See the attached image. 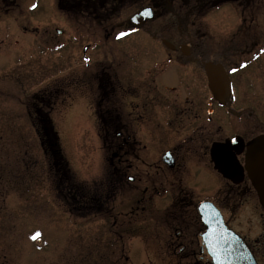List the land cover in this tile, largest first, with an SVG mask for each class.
<instances>
[{"label": "rangeland", "instance_id": "obj_1", "mask_svg": "<svg viewBox=\"0 0 264 264\" xmlns=\"http://www.w3.org/2000/svg\"><path fill=\"white\" fill-rule=\"evenodd\" d=\"M32 10L4 13V44L0 46V184L4 187L0 189V264H209L206 253L197 263V258L190 261L186 258L189 254L175 246L177 229L195 246L202 243L199 235L203 226L195 216V204L206 199L223 209L230 226L242 233L250 246L260 239L262 249L254 253L264 264V209L257 191H244L245 185L224 178L209 156L195 158L184 175V191L194 199L193 205L179 206L184 215L176 211L177 206L166 203L172 192L162 190L154 195L165 200L158 204L149 196L150 190L144 193V184L138 188L123 184L107 196V186L102 188V184L113 172V149L102 141V125L94 117L96 108L97 116L102 115L97 103L104 92L92 70L98 59L112 52L102 41L97 42L87 53L91 57L88 66L83 49L89 43L79 44L71 38L72 43V29L60 27L66 20L58 13ZM23 21L30 26L60 25L66 35L41 43L43 33H37L36 39V33L21 29ZM225 117L221 135L241 132L242 121ZM45 125L48 145L41 144L40 130ZM217 125L211 123L207 128ZM247 128L250 134L256 129L250 121ZM184 135L186 131L166 137L168 144ZM55 141L66 174L54 165ZM63 183L82 185L88 194L101 193L104 210L71 209L73 200L56 194L57 184L61 187ZM37 231L42 237L33 241L31 236Z\"/></svg>", "mask_w": 264, "mask_h": 264}, {"label": "flooded vegetation", "instance_id": "obj_2", "mask_svg": "<svg viewBox=\"0 0 264 264\" xmlns=\"http://www.w3.org/2000/svg\"><path fill=\"white\" fill-rule=\"evenodd\" d=\"M25 8L63 17L67 22L59 23L62 26H30L23 21L21 29L36 33V39L37 33H43L41 43L65 36L61 29L65 26L72 29L71 42L75 38L76 43H89L83 49L88 66L86 54L97 42L110 48L112 54L98 59L92 73L104 92L97 103L102 115L97 116L96 108L94 117L102 125V141L113 149L116 188L144 184V193L150 190L158 204L165 200L154 195L168 190L173 196L166 203L184 215L179 206L194 202L183 187L189 164L195 158L211 157L213 144L240 137L245 148L238 157L246 174L236 184L245 185L244 191L255 189L247 170L246 145L264 136V49L258 52L264 39V0H0V46L4 13ZM146 8L151 17L140 16L134 23L133 18ZM123 32L131 34L117 39ZM209 63L224 68L231 83L227 77L218 78L221 85L212 89L206 72ZM225 116L242 121L244 129L221 135ZM249 121L256 128L251 134ZM211 123L218 125L208 129ZM184 131L179 141L168 144L166 137ZM195 212L202 225L198 202ZM176 236L174 245L189 254L186 258L202 262L204 246H195L181 229ZM261 243L256 239L255 252L261 251Z\"/></svg>", "mask_w": 264, "mask_h": 264}, {"label": "water", "instance_id": "obj_3", "mask_svg": "<svg viewBox=\"0 0 264 264\" xmlns=\"http://www.w3.org/2000/svg\"><path fill=\"white\" fill-rule=\"evenodd\" d=\"M208 70L210 73V68ZM233 144V141L215 144L213 158L217 168L225 176L238 181L243 176V169L233 152L234 149H239V144ZM249 146L251 160L249 168L252 177L260 187V193L264 196V139H257ZM200 210L204 221L216 229L215 236L212 237L213 244H209L206 234L204 236L216 264H258L242 240L233 231L227 229L220 212L212 204L204 203ZM213 247L217 249L216 253L212 251Z\"/></svg>", "mask_w": 264, "mask_h": 264}, {"label": "trees", "instance_id": "obj_4", "mask_svg": "<svg viewBox=\"0 0 264 264\" xmlns=\"http://www.w3.org/2000/svg\"><path fill=\"white\" fill-rule=\"evenodd\" d=\"M60 155L59 151H57ZM58 186V185H57ZM77 184L73 183L71 186H68L67 183H63L61 187L58 186L57 194L61 198H67V196L71 197L74 202L78 203L81 207H87L96 203V198L99 197V194H88L85 193V189L82 185H79L80 191L76 190ZM99 189V188H98ZM78 191L75 195L74 192Z\"/></svg>", "mask_w": 264, "mask_h": 264}, {"label": "snow or ice", "instance_id": "obj_5", "mask_svg": "<svg viewBox=\"0 0 264 264\" xmlns=\"http://www.w3.org/2000/svg\"><path fill=\"white\" fill-rule=\"evenodd\" d=\"M33 7L35 8L36 5H33ZM145 14L151 16L152 13H151V11H147ZM130 34H131V33H129V32H123V33H121V34L117 37V39H122L123 37H125V36H127V35H130ZM232 71H233V72H236L237 69H236V68H233ZM233 142H235V141H233ZM215 233H216V229L213 228V227L211 226V224H208L207 231H206V236H207V238H208V242H209L210 245L214 243V241L212 240V237L215 236ZM41 237H42V233H40L39 231H37V232H35V233L31 236V239H32L33 241H35V240L40 239ZM212 251H213L214 253H216V252H217V249H216L215 247H213V248H212ZM218 258H219V257H218Z\"/></svg>", "mask_w": 264, "mask_h": 264}]
</instances>
